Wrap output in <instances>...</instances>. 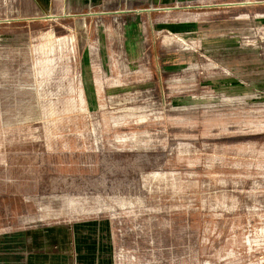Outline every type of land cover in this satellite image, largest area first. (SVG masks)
Returning a JSON list of instances; mask_svg holds the SVG:
<instances>
[{
  "label": "rangeland",
  "instance_id": "obj_1",
  "mask_svg": "<svg viewBox=\"0 0 264 264\" xmlns=\"http://www.w3.org/2000/svg\"><path fill=\"white\" fill-rule=\"evenodd\" d=\"M0 264H264V0H0Z\"/></svg>",
  "mask_w": 264,
  "mask_h": 264
},
{
  "label": "bare ground",
  "instance_id": "obj_2",
  "mask_svg": "<svg viewBox=\"0 0 264 264\" xmlns=\"http://www.w3.org/2000/svg\"><path fill=\"white\" fill-rule=\"evenodd\" d=\"M109 171H111V172H113V171H114V172H116V171H117V169H116V168H110V169H109ZM102 178H103V177H101V178H100V179H101V181H102V180H104V179H102ZM117 187H118V186H117Z\"/></svg>",
  "mask_w": 264,
  "mask_h": 264
}]
</instances>
